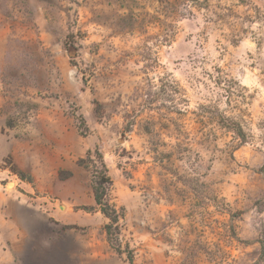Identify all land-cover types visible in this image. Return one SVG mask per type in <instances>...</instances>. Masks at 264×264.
<instances>
[{
	"label": "rangeland",
	"instance_id": "1",
	"mask_svg": "<svg viewBox=\"0 0 264 264\" xmlns=\"http://www.w3.org/2000/svg\"><path fill=\"white\" fill-rule=\"evenodd\" d=\"M1 193L59 215L26 264H264V0H0Z\"/></svg>",
	"mask_w": 264,
	"mask_h": 264
},
{
	"label": "crops",
	"instance_id": "2",
	"mask_svg": "<svg viewBox=\"0 0 264 264\" xmlns=\"http://www.w3.org/2000/svg\"><path fill=\"white\" fill-rule=\"evenodd\" d=\"M34 194L1 193L0 264H26L23 252L43 251L48 244L44 231L60 221L54 208Z\"/></svg>",
	"mask_w": 264,
	"mask_h": 264
},
{
	"label": "trees",
	"instance_id": "3",
	"mask_svg": "<svg viewBox=\"0 0 264 264\" xmlns=\"http://www.w3.org/2000/svg\"><path fill=\"white\" fill-rule=\"evenodd\" d=\"M80 122L81 125H79V131L81 135L85 136L89 133V131L87 129L82 130L81 128L82 126L85 125V122L83 119H81ZM230 128L237 137V139H239L243 143L246 142L245 132L235 121L231 122ZM93 154L100 166L99 171L92 169V190H93L94 200L96 205L100 209L101 213L109 220V224H107L105 227V232L107 235L108 242L113 247V249L117 251V253L122 254L121 248L117 244L116 232L120 220L124 217L125 209L124 208L117 209L116 206L111 204L110 201L108 200L110 191L113 186V180L109 174V168L106 165L104 157L100 150H96L94 153L89 151L87 152V158L80 160L79 163L86 168H91V166L88 165L87 161L90 162L92 160ZM12 171L17 175H19L22 179L26 178V176L24 175L25 173L21 171L19 168L13 167ZM260 243L264 253V243L262 242ZM127 260L129 264H134V258L131 252H129L127 256Z\"/></svg>",
	"mask_w": 264,
	"mask_h": 264
}]
</instances>
